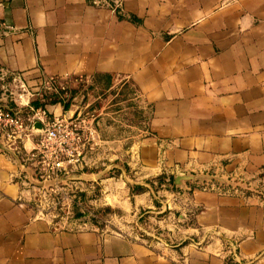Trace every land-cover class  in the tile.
I'll list each match as a JSON object with an SVG mask.
<instances>
[{"label":"crops","instance_id":"crops-1","mask_svg":"<svg viewBox=\"0 0 264 264\" xmlns=\"http://www.w3.org/2000/svg\"><path fill=\"white\" fill-rule=\"evenodd\" d=\"M113 5L0 0V99L12 104L5 88L21 74L38 90L30 101L45 98L50 118L81 112L93 120L97 109L46 101L48 80L67 86L109 75L112 86L135 88L145 129L127 152L122 140L100 138L97 118L77 168L94 164L101 156L94 152L110 143L116 148L107 155H126L138 179L209 170L254 189L189 184L181 210L192 223L164 246L124 231L65 226L39 209L38 190L15 157L30 165L24 157L39 131L0 130V264H264V0H120L119 12ZM102 184L105 198L135 215L154 207L149 193L131 201L123 181Z\"/></svg>","mask_w":264,"mask_h":264},{"label":"rangeland","instance_id":"rangeland-1","mask_svg":"<svg viewBox=\"0 0 264 264\" xmlns=\"http://www.w3.org/2000/svg\"><path fill=\"white\" fill-rule=\"evenodd\" d=\"M60 86L63 88H50L45 92L47 98H63L68 106L72 104L77 109H97L92 112L94 118L92 115L88 117L93 118L94 122L102 117L99 122L101 128L99 124L98 127L103 141L122 140L119 147L128 152L132 143L145 129L147 111L141 107L138 94L130 83L112 86L111 80L107 82L104 76H95ZM98 112L102 113L97 115ZM110 146V143L103 144L94 152L101 155L94 164L81 169L77 165L76 169L72 167L66 174H62L68 177L61 181L44 187L34 186L38 190L36 202L39 209L53 220L64 222L65 226L80 225L124 231L148 244H172L174 231L192 223L188 211L185 208L181 210V207L187 205L189 184L203 186L206 182L186 181L188 189L185 197L183 185H176L174 182V172L163 171L155 177L138 179L126 163V155L120 159L107 155L116 148H109ZM170 175H173L172 181ZM106 178L123 181L131 201L134 194L149 193L154 207L136 210L135 215V210H125L118 206L105 198L108 190L104 189L102 180ZM219 185L232 188L225 183Z\"/></svg>","mask_w":264,"mask_h":264},{"label":"built area","instance_id":"built-area-1","mask_svg":"<svg viewBox=\"0 0 264 264\" xmlns=\"http://www.w3.org/2000/svg\"><path fill=\"white\" fill-rule=\"evenodd\" d=\"M113 1H115L114 5ZM110 2L115 6V3L119 5L120 0H110ZM115 7L118 9V6ZM9 79L14 82V85H8L5 91L12 96V103L15 107L10 105L13 110H9L0 106V130H7L21 137L28 135L35 121L41 124L42 130L38 133L35 147L24 157V160L35 169L37 177L39 179L58 177L66 174L72 167L82 164L86 146L90 145L97 135L94 121L86 120L81 112L71 119L50 118L45 109L29 107L30 99L38 90L28 86L21 74L9 76ZM48 84L49 89L63 88L53 78L48 80ZM20 109H26V112L31 111L32 113L28 112L29 115L25 117L21 113H16ZM232 178L237 180L234 176ZM213 183L216 182L212 180L204 183L203 186ZM258 193L264 198V192L259 191Z\"/></svg>","mask_w":264,"mask_h":264},{"label":"water","instance_id":"water-1","mask_svg":"<svg viewBox=\"0 0 264 264\" xmlns=\"http://www.w3.org/2000/svg\"><path fill=\"white\" fill-rule=\"evenodd\" d=\"M5 102H6L5 99H0V106L3 108L9 109V110H13L12 108H10L9 105H6ZM25 111H26V109H20L16 113L23 114ZM71 117H72V115L69 116V118H71ZM32 129L41 131L42 126L38 121H35L32 124ZM15 157L17 159L19 166L21 167V172L26 175L29 186L39 185V186L44 187L45 185L53 184L55 182L61 181L64 178L68 177V175L67 176L61 175L58 177L39 179L37 177L36 171L33 167H31L30 165H25L21 161V159L19 158L18 155H16ZM175 173H177V175L174 177V182L176 185H183V189H185L183 192L184 195L187 194L185 191H186V189H188L187 185L185 184L186 181H191V182L199 181L201 183H203L205 181L206 183H208L212 180H215L219 184L225 183V185H231L232 187H239L241 189L250 190V191L254 189V188L247 186L246 182L236 181L234 178L228 179L224 176H220L217 172L210 173L209 170L193 172L192 174H183V173H180V171L178 169H176ZM185 197H186V195H185Z\"/></svg>","mask_w":264,"mask_h":264},{"label":"trees","instance_id":"trees-1","mask_svg":"<svg viewBox=\"0 0 264 264\" xmlns=\"http://www.w3.org/2000/svg\"><path fill=\"white\" fill-rule=\"evenodd\" d=\"M116 11L119 12L118 9H116ZM95 76H104L105 78H107V82H110V80H111V77L109 75H99V74H97V75H94L93 77H95ZM46 101H48L49 103H55L57 101H60V99L57 96H54L53 98H49V99L47 98ZM44 102H45V98H44V100L43 99L42 100L36 99V100H33L32 102H30V106L29 107H33L35 109H38L42 105H44ZM11 106L15 107L13 103L11 104ZM67 106H68V103H64L63 107L66 108ZM29 113H32V112L30 111ZM162 176H164V174ZM169 177H170V180L172 181L173 180V175H170Z\"/></svg>","mask_w":264,"mask_h":264}]
</instances>
